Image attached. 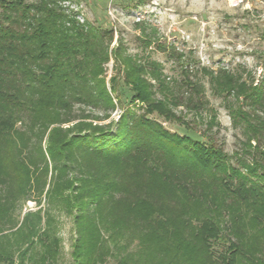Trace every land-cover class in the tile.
I'll return each instance as SVG.
<instances>
[{"label":"trees","instance_id":"1","mask_svg":"<svg viewBox=\"0 0 264 264\" xmlns=\"http://www.w3.org/2000/svg\"><path fill=\"white\" fill-rule=\"evenodd\" d=\"M112 33L78 23L55 0H0V264H13V249L25 243L23 258L40 235L30 212L18 226L2 220L25 197L31 177L39 195L47 184L48 203L77 209L73 255L81 264L103 261L107 241H127L135 236L126 234L132 226L145 233L118 264H264V151L258 149L264 92L253 88L242 97L260 112L245 115L257 144L238 161L244 172L227 162L212 137L198 140L165 128L159 116L174 115L161 74L154 75L164 93L158 99L143 77L146 66L119 48L114 57L123 64L128 91L118 88L116 76L107 89L101 64ZM227 73L210 75L213 93L239 95L249 88ZM189 87L197 95L196 85ZM136 101L145 104L138 106L142 114L129 107ZM75 104L102 117L116 107L121 113L116 121L94 123L101 117L81 114ZM106 201L120 206L121 215L103 219ZM254 225L258 234L246 237ZM218 241L226 246L216 254Z\"/></svg>","mask_w":264,"mask_h":264},{"label":"rangeland","instance_id":"2","mask_svg":"<svg viewBox=\"0 0 264 264\" xmlns=\"http://www.w3.org/2000/svg\"><path fill=\"white\" fill-rule=\"evenodd\" d=\"M55 1L65 14L80 24L112 29V41L106 51L107 60L101 64V76L108 90L110 79L116 76L118 88L128 91L127 84L123 82V64L114 57L113 50L119 48L123 55L146 66L147 72L143 77L152 85L158 99L164 93L159 90V81L154 75L161 74L160 80L166 83L169 95L166 102L170 103L174 115L171 120L159 116L158 121L165 128L198 140L206 141L212 137L228 154L227 162L245 172L238 161L245 157L246 151L254 150L257 144L252 137L253 128L246 127L245 115L260 112L252 102L242 97L253 88L257 89V95L264 92V0ZM226 71L238 81L248 84L249 88L239 95L213 93L210 75ZM188 81L196 85L197 95L189 87ZM198 95L201 100L197 98ZM128 100L125 98L123 102ZM144 105L136 101L135 105L133 103L129 107L138 115L144 112L138 106ZM74 110L101 117L93 119L94 123L116 121L121 113V108L116 107L108 117H102L99 111L83 104H75ZM232 112L234 118L231 117ZM77 120L55 125L67 127ZM47 132L42 137L43 148ZM259 141L258 149L264 151V138L261 137ZM50 168L51 163L48 162V175ZM33 183L31 177L25 197L15 203L13 212L2 218L5 225L11 219L18 226L24 214L30 212L31 220L37 221L40 235L34 237V243L23 258L20 251L27 244L13 249V264H81L83 259L73 255L74 243L80 235L74 221L77 209L71 208L66 212L55 203H48L44 198L47 184L39 195ZM9 189L15 191L16 188L9 185ZM172 201L175 207L178 206L176 198ZM104 204L101 213L103 219L121 215L120 206L112 201ZM140 231L145 233L138 226H132L126 234L136 237L129 236L127 241L124 237H118L116 245L107 241L110 252L103 261L93 264H118L129 252L136 251ZM247 231L246 237L257 235L258 226H248ZM225 246L218 241L213 249L218 254L225 250ZM151 251L148 253L152 257Z\"/></svg>","mask_w":264,"mask_h":264}]
</instances>
